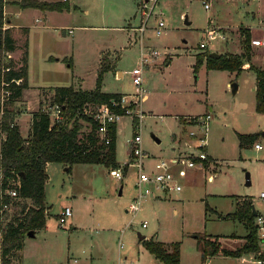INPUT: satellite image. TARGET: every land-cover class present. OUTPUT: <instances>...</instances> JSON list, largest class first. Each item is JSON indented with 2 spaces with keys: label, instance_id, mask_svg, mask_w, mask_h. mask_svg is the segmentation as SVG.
<instances>
[{
  "label": "rangeland",
  "instance_id": "rangeland-1",
  "mask_svg": "<svg viewBox=\"0 0 264 264\" xmlns=\"http://www.w3.org/2000/svg\"><path fill=\"white\" fill-rule=\"evenodd\" d=\"M19 1L4 0L3 14L16 45L11 53L13 66L18 68L24 58L27 74L21 102L12 105L21 112L17 122L22 136L29 113L51 112L55 87L93 89L101 61L111 69L102 73L100 91L133 97L126 99L130 100L129 115L115 120V162L121 179L111 177L109 168L100 164L73 165L69 173L61 164H51L46 180L50 211L46 229L23 238L20 251L11 256L12 264H159L138 236L178 242L179 264H206L205 260L207 264H239L219 254L202 260L195 237L220 236V246L233 250L240 245L238 238L223 236L244 231L237 220L219 216L232 213L242 197L264 213L258 198L264 193V114L254 111L252 72L209 70L203 63L193 72V66L195 55L205 51L239 54L242 35L248 32L242 27H248L249 39L261 42L257 48L250 44V62L264 69V0H157L141 36L142 47L158 53L143 71L144 101L137 100L138 87L127 73L137 67L139 35L127 28L135 29L140 22L139 0H67L68 13L51 11L46 18L38 9L20 8L15 4ZM158 20L163 28L156 36L153 28ZM207 30L214 39H207ZM203 42L206 47L201 49L198 45ZM204 113L210 116L205 139L210 162L201 170L176 167L179 191L160 198L144 196L139 209L133 215L127 213L138 195L137 168L127 154L132 137H139V148L146 155L142 168L150 171L155 161L168 160L183 150L189 128L179 134L180 125H189L192 116ZM82 125L79 137L88 130L86 123ZM237 135H254L253 144L258 143L261 150L255 151L253 144L240 148ZM64 205L71 207V216L58 226L55 214ZM72 220L76 230L68 225ZM2 223L0 219V231Z\"/></svg>",
  "mask_w": 264,
  "mask_h": 264
},
{
  "label": "trees",
  "instance_id": "trees-1",
  "mask_svg": "<svg viewBox=\"0 0 264 264\" xmlns=\"http://www.w3.org/2000/svg\"><path fill=\"white\" fill-rule=\"evenodd\" d=\"M20 8L38 9L40 11H68L66 0L45 2L37 0H20L16 3ZM4 0H0V206L10 205V211L2 213L4 221L0 231V264H12L11 256L19 252L22 240L27 232H36L44 226L43 185L45 181V165L47 163L61 164L68 172L74 164H100L110 170L117 168L115 162V124L107 126L109 142H104L97 136V122L83 115L82 109L91 106L107 105L114 113L123 115L119 106H111L110 101H118L119 94L100 91V78L103 72L111 69L107 63L99 65L97 78L93 89L74 90L72 86L55 87L51 93L50 106L60 109L62 120L50 124L46 112L38 109L30 115V124L25 137H22L14 118L18 113L12 105L21 98L22 90L27 87L24 58L18 68H14L9 56L16 49L10 35L8 21L4 18ZM239 54H218L211 56L209 52L195 55V68L204 64L206 69L220 71H241L247 64V70L252 72L254 84V111L264 114V69L250 62L249 33L245 32L241 39ZM65 61V59H62ZM70 67V64H67ZM124 116V115H123ZM134 121V119H132ZM85 128L88 130L82 133ZM239 147L253 144L254 135H237ZM203 166L207 162H202ZM14 192L9 196L8 192ZM252 203L244 198L235 202L234 211L222 219L237 220L243 226L245 235L243 243L233 250L220 246L217 236L195 237L200 250V257L222 255L239 258L242 255L254 253L257 250ZM255 211V210H254ZM256 212V211H255ZM231 237V236H229ZM143 248L159 264H179V243H163L152 238L140 241ZM19 255V254H18Z\"/></svg>",
  "mask_w": 264,
  "mask_h": 264
},
{
  "label": "built area",
  "instance_id": "built-area-1",
  "mask_svg": "<svg viewBox=\"0 0 264 264\" xmlns=\"http://www.w3.org/2000/svg\"><path fill=\"white\" fill-rule=\"evenodd\" d=\"M157 0H139L137 9L139 11L140 22L134 27L135 32L138 33L139 51L137 57V67L133 68L129 72L131 83L133 86L138 87V101H142L144 96V90L140 87L142 83V75L144 69H147V65L152 62L155 57L158 55L156 50H148L144 49L141 43V36L145 29V24L147 19L150 17L154 6L156 5ZM204 9H207L208 6L203 2ZM39 20H35L38 22ZM163 28V23L161 20H158L156 26L153 28V31L156 36L160 35L161 30ZM207 39H214L215 36L211 30L206 31ZM250 44L252 46H260L261 42L259 40H250ZM199 48L203 49L206 47L205 43H200L198 45ZM130 96L120 95L119 100L114 102L110 101L111 106H119L123 109V115H129V107L126 106L129 101ZM133 97V96H131ZM130 97V98H131ZM137 101V102H138ZM136 101H134L135 103ZM128 107V108H127ZM49 112H46L49 116L50 124L59 123L62 120V115L60 113V109L58 106L51 105L48 108ZM138 112V111H137ZM82 114L92 118L97 122V136L107 144L109 139L107 137V126L110 124H115V120L123 115H118L114 113L107 105H99L95 107L87 106L82 109ZM138 120L140 121L142 118L141 113L138 112L136 115ZM210 120V116L208 113H204L201 115L192 116L190 118V124L188 126L187 132V140L189 142L183 141L182 149L175 156L169 158L168 160H157L154 162L150 171H145L142 168V160L146 157V155L140 150L139 142L140 139L137 135H134L132 139L129 141L130 149L128 151V157L133 161V164L137 168V177H136V187L138 189L137 198H134L132 202L128 205L126 212L130 215H133L139 209V203L141 198L144 196H148L152 198L156 194H165L169 192H177L180 190V186L176 183V177L173 172V168L183 167L187 170L197 169L201 170L203 167L202 162H208L207 154L205 152V139L208 130V123ZM190 128H194L190 130ZM253 149L255 151L261 150V146L258 143H254ZM192 149H197L198 153L193 154ZM110 175H112L115 179H121L120 172L118 171H110ZM141 186L144 187L143 191ZM155 193H154V192ZM9 196H14V192H8ZM258 198L261 200L264 205V193L260 192ZM10 210V205L3 204L0 206V219L2 218V213ZM71 216V210L69 207H62L58 214L56 215V222L58 226L64 225L67 218ZM254 227L256 234V242H257V250L254 253L247 254L250 260H246L247 264H264V213H258L254 216ZM144 227V223L141 224Z\"/></svg>",
  "mask_w": 264,
  "mask_h": 264
},
{
  "label": "crops",
  "instance_id": "crops-1",
  "mask_svg": "<svg viewBox=\"0 0 264 264\" xmlns=\"http://www.w3.org/2000/svg\"><path fill=\"white\" fill-rule=\"evenodd\" d=\"M58 1H62V0H58ZM67 1V0H66ZM46 2V1H45ZM17 2H15V4H16ZM28 9V8H27ZM69 10H70V6H69ZM69 10L68 11H62V12H65V13H68L69 12ZM3 12H4V10H3ZM41 12V15H42V17L43 18H46L45 16H46V14L48 13V12H51V11H40ZM36 20V19H35ZM39 20V19H38ZM7 24V23H6ZM7 26H9V28L11 29V25L8 23L7 24ZM242 28H244V29H247L248 30V33H250V30H249V28L248 27H242ZM126 29V28H125ZM127 30H130V31H132L134 34H135V30L133 29V27H129V25H128V28H127ZM261 31H264V29H262ZM250 37H252V36H250ZM253 47H259V46H253ZM234 54H238V53H234ZM10 55V57H11V53L9 54ZM103 58H106L105 56H103ZM56 61H58V58L56 59ZM247 67H248V65L247 64H243L242 65V71H248L247 70ZM116 75L118 76V77H120L121 76V73L120 72H116ZM26 84H27V74H26ZM254 84H255V81H254ZM28 86V85H27ZM71 86V85H70ZM27 88V87H26ZM72 88H74L73 86H72ZM251 90L253 91L254 90V86L251 88ZM104 93V92H103ZM50 95V94H49ZM119 95H122V94H119ZM146 94H144V97H143V101L146 99ZM20 100H21V98H20ZM19 100V101H20ZM17 102V103H20V102ZM18 105H21V104H18ZM18 111V113L16 114V116H15V118H14V122H15V124H16V126L18 127V129H19V131H20V126H19V124H18V119H19V117H20V115H21V112H20V110H17ZM31 113H29V119H28V123H27V130H26V132H25V135H23L22 136V134H21V132H20V134H21V136L22 137H25L26 136V134H27V132H28V128H29V124H30V115ZM177 122H178V124L180 125V123H179V121H178V119H177ZM185 127L187 128V125H184V126H182V125H180V132H179V134H181L182 133V130L183 129H185ZM173 138H174V136H173ZM2 140V135L0 134V141ZM158 142V141H157ZM207 158H208V162H210L209 160H211L210 159V157H209V155H207ZM51 164H55V163H47L46 165H45V169H44V172H45V181H44V185H43V211H44V226L40 229V230H42V229H46V226H45V222H46V217L49 215V206L47 205V187L46 186H48L47 185V169H48V167L51 165ZM56 164H58V163H56ZM117 164V163H116ZM60 165V164H59ZM74 165H93V164H74ZM73 165H71L70 167H69V171L67 172L66 170H65V168L63 167L62 169H63V171L64 172H67V173H69L70 172V169H71V167H72ZM126 167V166H125ZM175 169L176 168H173V172H175ZM110 171H118V172H120V168H119V166H118V164H117V168L116 169H114V170H110L109 169V172ZM175 174V173H174ZM110 175V174H109ZM111 177H113L112 175H110ZM176 177V179H177V176H175ZM114 178V177H113ZM117 180V179H116ZM161 195H165L164 193L163 194H156L155 195V198H160L161 197ZM242 199H244V197H242L240 200H239V202L242 200ZM62 207H69L70 208V210H71V207L69 206V205H64V206H62ZM62 207H60V209L62 208ZM59 209V210H60ZM59 211H57L56 212V214L55 215H57V213H58ZM55 215H54V217H55ZM237 223L238 224H240L241 225V227H242V229H243V226H242V224L240 223V222H238L237 221ZM71 228H72V230H76L77 229V227H76V225H75V223H74V221L72 220L69 224H68ZM39 231V230H38ZM243 231H244V233L243 234H241V235H238V236H236V234H230V235H225V236H223V238H231V239H237L238 238V242H240V245H241V243L243 242V236L245 235V230L243 229ZM37 232V231H36ZM36 232H34L33 233V235L36 233ZM88 234H89V232H88ZM216 236V235H215ZM229 236H231V237H229ZM218 237V239L220 238V236H217ZM143 239H145V237L144 236H142V240ZM141 241V240H140ZM239 245V246H240ZM120 246L121 245H119L118 247L120 248ZM90 257V256H89ZM246 257H247V254H245V256L244 255H242V256H240L239 258H233L234 259V261L235 262H237V263H239V264H247V262H246ZM73 261V263H75V259H72ZM206 264L208 263V260H205L204 261Z\"/></svg>",
  "mask_w": 264,
  "mask_h": 264
},
{
  "label": "water",
  "instance_id": "water-1",
  "mask_svg": "<svg viewBox=\"0 0 264 264\" xmlns=\"http://www.w3.org/2000/svg\"><path fill=\"white\" fill-rule=\"evenodd\" d=\"M211 56H214V57H217L218 54H215V53H210ZM233 92L235 91V86L233 87ZM261 136L263 138V141H264V133H261ZM157 142V140H156ZM244 180H245V184L248 185L249 184V180H248V174H245L244 175ZM256 212L254 211V208L252 207V215L255 216ZM26 236H29V237H32L33 236V233L32 232H27V235ZM138 239L139 240H142V236H138Z\"/></svg>",
  "mask_w": 264,
  "mask_h": 264
}]
</instances>
